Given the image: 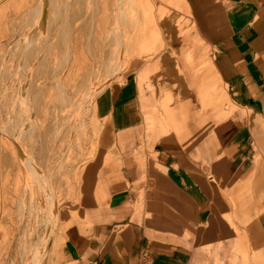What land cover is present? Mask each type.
Returning a JSON list of instances; mask_svg holds the SVG:
<instances>
[{
  "label": "crops",
  "instance_id": "1",
  "mask_svg": "<svg viewBox=\"0 0 264 264\" xmlns=\"http://www.w3.org/2000/svg\"><path fill=\"white\" fill-rule=\"evenodd\" d=\"M172 2L187 13L180 15L186 22L160 30L156 18L146 48L159 45L161 52L97 99L98 134L79 178V219L64 207L50 237L60 225L59 249L64 237L73 241L74 249L58 250L66 260L264 264V0ZM148 127L162 178L151 182L146 164L143 187L152 194L140 215L134 190H141L143 170L136 151L142 138L146 144ZM113 145L134 150L116 165ZM75 228L93 233L72 236Z\"/></svg>",
  "mask_w": 264,
  "mask_h": 264
},
{
  "label": "rangeland",
  "instance_id": "2",
  "mask_svg": "<svg viewBox=\"0 0 264 264\" xmlns=\"http://www.w3.org/2000/svg\"><path fill=\"white\" fill-rule=\"evenodd\" d=\"M118 1L0 0V264H80L76 259L69 261L57 255L64 246L74 247L73 241L64 237L59 249L60 225L54 238L50 237L64 207L73 209L75 222L79 219V178L93 155L98 134L97 99L107 88L102 96L108 98L116 86H122L132 72L138 71V64H149L161 52L163 47L159 45L150 51L146 48V40L154 38L156 18L160 30L164 23L186 22L180 15L187 13L172 0H125L117 5ZM42 4L43 32L47 37L41 32L25 70L23 44L27 32H37L40 26V18L34 13ZM34 21L37 26L31 31ZM206 67L204 63L203 69ZM29 82L33 84L28 85L33 92L29 114L34 123L21 132L24 123L18 118L23 119L25 114L14 93L20 84ZM101 114L105 123L104 110ZM20 132L18 137L16 133ZM153 135L148 127L146 144L142 138L136 151L143 170L138 184L141 190H134L139 197L135 211L140 215L152 194L146 196L143 187L146 164L151 182L162 178L155 174L158 166L153 161ZM127 146L110 148L113 163L119 165L121 155L134 150V145ZM147 151L151 158L148 161L144 155ZM29 160L40 167L35 178L27 165ZM45 179L49 184L51 179V191L56 195L54 210L47 201L48 193L39 184ZM106 207L101 206L102 213ZM147 215L152 219L161 216L148 212ZM223 220L230 223L224 215ZM230 227L236 231L231 223ZM92 233L75 228L72 236L88 237ZM204 247L210 249L208 245ZM34 249L39 252L36 258Z\"/></svg>",
  "mask_w": 264,
  "mask_h": 264
},
{
  "label": "bare ground",
  "instance_id": "3",
  "mask_svg": "<svg viewBox=\"0 0 264 264\" xmlns=\"http://www.w3.org/2000/svg\"><path fill=\"white\" fill-rule=\"evenodd\" d=\"M45 2H47V1H49V0H44ZM125 0H119L116 4L117 5H120V4H122L123 2H124ZM43 7V4L39 7V9H37L36 10V12L34 13V14H36V17L38 18H40V19H38L39 20V23H38V25H40V26H38V30H36L37 32H35V30H34V32H27V34H26V40H25V44H23V46H24V50H25V53H24V58H23V65H24V69L25 70H27L28 69V63H29V61H28V58H29V54L33 51L32 50V47L33 46H35L36 44H37V41H38V39L40 38V34H41V32H43V30H44V28H43V25H42V15H41V8ZM116 14H117V12H115V16H116ZM117 26H119L120 25V22L118 23L117 22V20H116V23H115ZM36 22L34 21L33 23H31V27L30 28H32V29H30L31 31H33V28L35 27L36 28ZM64 28V27H63ZM28 29V28H27ZM29 30V31H30ZM67 31V30H66ZM43 34H44V36L45 37H47V33L46 32H43ZM25 38V37H24ZM43 38V37H42ZM119 39V46H120V44L122 43V39H121V37H119L118 38ZM22 43V42H21ZM38 43H40V42H38ZM41 44V43H40ZM50 44V43H49ZM23 48V47H22ZM113 57H117L115 54L113 55ZM33 67V66H32ZM26 74V73H25ZM31 78V77H30ZM16 80V79H15ZM31 81V80H30ZM25 85V86H24ZM28 85L30 86V87H32L33 86V84L31 83V82H29L28 84L26 83V84H20V87H19V90H21V92L18 90L16 93H14L15 95L17 94V98H19L20 99V101L22 102V105H21V111L25 114L24 115V118L22 119L21 117L20 118H18V119H20L19 120V122H22V124H23V129L21 130L20 129V131L22 132V131H24V130H26L31 124H33L34 122V120L31 118V114H29L30 113V111H31V113H32V110L30 109V107H29V103H31L30 102V96H31V94L33 93V92H30L29 91V89H28ZM60 86V85H59ZM29 87V88H30ZM14 88V87H13ZM26 89V90H25ZM12 92V91H11ZM38 92V91H37ZM13 93V92H12ZM12 93H8L9 95H11ZM21 93V94H20ZM36 92H34V94H35ZM6 95H7V92L5 93ZM21 95H22V97H24L23 99H21ZM25 99V100H24ZM12 100V99H11ZM31 106V105H30ZM8 107V106H7ZM9 110V109H8ZM26 121V122H25ZM29 122H30V124H29ZM29 125H28V124ZM21 132L18 134V133H16L17 135H18V137H20L21 136ZM25 132V131H24ZM25 161V160H24ZM30 161V160H29ZM28 167H29V169H30V172H31V177H33V178H35V171H36V169H37V167L34 165V163L33 162H29L28 164ZM28 169V170H29ZM30 172H29V174H30ZM40 185H41V187L48 193V197H47V201H48V203H49V205L52 207V209L54 210V208H55V201H57V200H55L56 199V196H55V194H54V192H52L51 191V186H50V184H49V181L48 180H43L42 181V183H39ZM51 222V221H50ZM48 223V222H47ZM50 235H51V232H50ZM41 242H43V240H41ZM39 255V252H38V250L37 249H34V252H33V257L34 258H36L37 256ZM33 258V259H34Z\"/></svg>",
  "mask_w": 264,
  "mask_h": 264
}]
</instances>
